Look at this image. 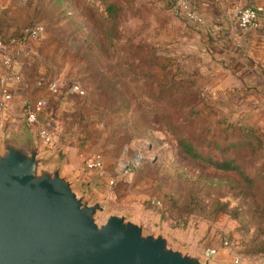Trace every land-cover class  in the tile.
I'll list each match as a JSON object with an SVG mask.
<instances>
[{
	"label": "rangeland",
	"instance_id": "rangeland-1",
	"mask_svg": "<svg viewBox=\"0 0 264 264\" xmlns=\"http://www.w3.org/2000/svg\"><path fill=\"white\" fill-rule=\"evenodd\" d=\"M113 1L122 12L117 37L111 39L113 20L100 1L0 0L6 41L22 38L35 22L45 27L38 39L22 40L30 52L23 59L24 75L17 73L19 81L10 86L15 93V84H27L20 92L25 99L19 132L38 142L50 162L45 167H60L79 196L104 205L98 223L124 215L146 234H164L179 249L205 257L207 249L215 248L214 259L225 264H235L236 255L241 264H264V175L254 169L257 161L253 165L247 149L238 148L246 181L238 172L186 158L178 146L179 136L194 131L205 146L228 143L213 135L206 105L199 107L205 100L200 87L198 103L175 91L192 78L185 55L177 51L183 26L168 0ZM52 82L58 83L57 93L50 90ZM76 85L84 93L75 91ZM40 100L46 107L38 124L30 126L25 107ZM39 125L51 128L50 144L40 141ZM3 128L5 137L25 143L9 123ZM140 145L146 157L130 178L119 162L134 156ZM96 155L104 165L90 169L87 160Z\"/></svg>",
	"mask_w": 264,
	"mask_h": 264
},
{
	"label": "water",
	"instance_id": "water-1",
	"mask_svg": "<svg viewBox=\"0 0 264 264\" xmlns=\"http://www.w3.org/2000/svg\"><path fill=\"white\" fill-rule=\"evenodd\" d=\"M38 142L5 137L0 148V264H221L177 248L164 234L89 203ZM225 264V263H222Z\"/></svg>",
	"mask_w": 264,
	"mask_h": 264
},
{
	"label": "crops",
	"instance_id": "crops-1",
	"mask_svg": "<svg viewBox=\"0 0 264 264\" xmlns=\"http://www.w3.org/2000/svg\"><path fill=\"white\" fill-rule=\"evenodd\" d=\"M191 1L204 17L205 24L197 26L178 18L184 30L181 48L177 51L185 55L186 70L203 90L205 100L199 107L206 105L205 113L210 117L208 125L215 138L222 135L229 143L241 139L243 131L253 133L250 137L256 142L257 168L264 175V0ZM245 5L258 10L257 28L239 26L238 12ZM27 45L14 47L21 50V62L12 68L3 65L0 55V96L4 75L10 72L24 75L23 59L30 52L26 50ZM25 83L13 86L15 93L9 109L0 111V132L7 123L17 132L23 128L21 105L25 95L20 92L26 91ZM25 132L19 133L26 142L31 136L23 135ZM4 138V133H0V148ZM205 257L214 263H224L215 260V256L205 254Z\"/></svg>",
	"mask_w": 264,
	"mask_h": 264
},
{
	"label": "built area",
	"instance_id": "built-area-1",
	"mask_svg": "<svg viewBox=\"0 0 264 264\" xmlns=\"http://www.w3.org/2000/svg\"><path fill=\"white\" fill-rule=\"evenodd\" d=\"M171 11L177 18L184 22L196 24L197 26H203L205 24L204 17L198 12L194 3L191 0H168ZM259 13L256 8L250 5L242 6L238 12L239 26L243 29L257 28L259 26ZM45 31V27L41 23H33L25 28L22 32V38H13L8 42L3 37V33L0 29V55L2 57V63L8 68H12L18 64V56L21 54L20 49H14V47L22 46L24 43L22 40L38 39ZM20 76L17 73H7L1 78V96H0V111L6 110L13 101V92L10 88L12 83L19 81ZM50 90L54 93L58 92V83L52 82L50 84ZM73 89L79 93H84L80 86H74ZM46 107V101L40 100L36 103L27 104L25 107L26 123L30 126H36L40 120V114ZM39 139L43 144H50L53 141L51 128L46 125L38 126ZM145 146H141L138 152L129 158H124L119 162V168L130 178L135 175L139 170L145 159ZM104 165V159L100 155L93 156L87 160V166L90 169L102 168ZM111 184L115 183V180H110ZM229 240H225V245H229ZM217 250L215 248H209L206 250V255L212 257L216 255ZM242 257L235 256V264H241Z\"/></svg>",
	"mask_w": 264,
	"mask_h": 264
},
{
	"label": "trees",
	"instance_id": "trees-1",
	"mask_svg": "<svg viewBox=\"0 0 264 264\" xmlns=\"http://www.w3.org/2000/svg\"><path fill=\"white\" fill-rule=\"evenodd\" d=\"M96 1H100L104 5L105 12L107 13L108 17L113 20V26L108 32V38L113 39L117 37L119 26L118 20L122 12V5L113 0ZM185 79L186 81L181 82L184 84V86L177 87L175 91L178 95H184V98L191 99V102L196 100V103H198L200 101L201 93L198 89L197 83L192 78L189 79L186 77ZM164 105L166 106L167 104ZM251 134L253 133L243 131L241 139L238 141L229 142L227 145L221 144L218 141H209V144L205 146V144L201 141V139L204 138H201L202 135L198 134L197 132L195 133V131L194 133L189 134L190 136L183 135L179 136L177 139L180 151L186 158L209 164L223 172H238L247 181V176H245V171L243 169L244 165L246 167V162L245 160L240 159L238 148L244 146L247 149L246 154L250 156L249 159L252 160V164L254 165L255 161H257V156L255 154L256 142L250 137ZM209 149H214L215 152H210ZM217 150L224 156L217 158ZM254 169L258 170L256 166H254Z\"/></svg>",
	"mask_w": 264,
	"mask_h": 264
}]
</instances>
